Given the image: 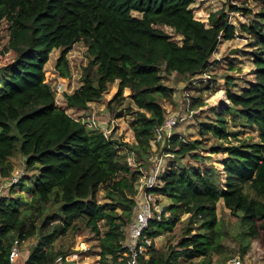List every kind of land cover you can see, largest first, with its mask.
<instances>
[{"label":"trees","instance_id":"obj_1","mask_svg":"<svg viewBox=\"0 0 264 264\" xmlns=\"http://www.w3.org/2000/svg\"><path fill=\"white\" fill-rule=\"evenodd\" d=\"M194 1L0 0V186L11 182L17 158L26 175L41 169L27 186L29 201L12 197L17 186H25L26 175L0 197V264H10L15 241L23 246L32 239L24 264H57L71 248L57 250L56 242L83 230L97 237L101 264H125L122 244L137 210L136 183L142 170L148 171L154 131L167 116L161 100L172 99L175 92L164 83L162 71L184 81L201 76L212 67L220 43L235 38L225 8L210 12L205 23L195 18ZM228 1L235 2L232 13L250 16L242 30L253 39L254 78L248 88L233 93L235 78L224 75L230 105L219 113L213 109L215 118L201 124L203 135L220 142L214 152L229 156L226 185L216 169L203 173L182 163L185 158L206 161L198 152L202 141L186 143L173 136L165 149L170 161L155 190L171 204L145 233L153 241L165 236L166 243L153 247L143 264H214L216 257L217 264H226L232 237L241 259L264 261V0ZM79 42L87 47L88 63L81 87L64 93L68 108L86 109L119 82L107 105L117 110V118L125 111L131 115L133 143L89 128L57 104L45 67L53 51L61 50L56 71L70 77L67 56ZM220 89L223 96L224 84ZM126 102L129 107L123 109ZM202 106V97L192 98V109ZM229 123L237 130H230ZM246 129L257 133L256 140L239 138ZM100 193L107 202L100 203ZM220 201L236 219L229 228L218 216ZM180 224L182 233L174 242Z\"/></svg>","mask_w":264,"mask_h":264},{"label":"rangeland","instance_id":"obj_2","mask_svg":"<svg viewBox=\"0 0 264 264\" xmlns=\"http://www.w3.org/2000/svg\"><path fill=\"white\" fill-rule=\"evenodd\" d=\"M233 3H229L228 0H195L194 4L191 6V9L194 11L195 18L201 22H208V16L210 12H215L219 9L225 8L227 12L233 17L231 18V23L236 27L235 38L232 41L221 42L218 49L216 50L213 56V64L207 74H203L201 76H196L194 78H190L187 81L178 77L175 73L168 75L162 71L164 83L174 89V94L172 99L170 100H161V104L164 109L167 110L168 116L179 115L184 109L185 104L189 101L192 103L193 97H202L204 106L200 107L197 117L195 119H191L186 123L180 124L176 130L175 135L183 138L186 143L194 140H200L203 142L202 147L198 150L200 155H202L206 161H194L191 158H185L182 163L185 165H191L194 167H198L201 169L203 173L211 169H216L220 175L221 185L225 187L226 185V175L224 171V164L228 160L229 156L227 153L222 151L214 152L216 149L220 147V142L215 139L212 134L203 135L201 133L202 123H207L211 119L215 118V112L213 109L217 110V112H221L224 107L229 106L226 104L228 101L226 96L227 84L226 81L222 78L224 75H230L235 78V84L231 88L233 93H240L245 88H248L253 82V59L250 57V53L253 49V39L249 34L245 33L242 30L243 23H248L250 16L246 15L243 12L233 14L230 9V6ZM242 7V6H241ZM255 10V8H254ZM172 36H175L172 30L169 31ZM181 38L175 37L176 41H179ZM61 50H54L50 55V59L48 64L45 67V71L50 78L51 81L55 84V90L57 91V104L66 110V112L74 119L79 121H93L96 122V126L93 129H102L99 128V125L103 127L102 131L106 133L108 136L112 135L114 139H119L122 142H130L133 143L134 132L131 128V115H128V112L125 111L123 116L120 118L116 117L117 110L115 112L112 111L111 108H108V102L111 101L114 95L118 91V84L116 82L112 85H109L107 92L104 94V98L101 101L93 102L88 105L86 109H70L67 106L66 100L64 98V93L72 94L75 90L81 87L82 74L84 67L87 66V47L83 42H79L75 44L70 52L68 53V61L71 69V76L68 78H62L59 76L56 71L57 60L60 57ZM234 62L235 70H230V63ZM224 84V101L220 104L222 96L219 95L221 89L220 86ZM62 85V88L59 90L58 86ZM129 107V102H126L122 108L126 109ZM190 109L191 106H190ZM194 110V109H192ZM195 111V110H194ZM229 121V117H228ZM230 130H237L236 128L231 126L229 123ZM257 133L253 130L246 129L239 136L240 139H253L256 140ZM18 146V145H17ZM169 158H166V162ZM129 162L135 168L134 160L129 158ZM14 164V173L13 177L22 175H26V170L23 166V160L17 158L13 160ZM166 164V163H165ZM152 165L148 168V171L152 169ZM39 169L35 170L32 173H27L26 175L27 181L25 179L22 181L25 183V186H17L12 192V197L14 199L21 197L25 201H29L32 197L31 190L28 188V185H33L35 178L38 176ZM145 173V170H142ZM147 171V172H148ZM33 178V179H32ZM31 179V180H30ZM9 183V182H8ZM6 184V183H4ZM2 184V185H4ZM1 185V186H2ZM0 186V187H1ZM9 195V193H6ZM165 197H161V207H166L171 204V201L168 199H164ZM98 200L100 203L107 202V198L104 193H100L98 195ZM169 201V202H168ZM169 203V204H167ZM120 212V211H119ZM218 216L223 219L227 228L235 225L236 219L230 215V211L224 207L223 201H220L217 206ZM186 216L183 217L185 219ZM101 228L105 231L104 223H101ZM183 225L180 224L177 226L175 230V240L176 242L179 236L182 233ZM80 239V240H79ZM166 238L165 236H161L160 239L155 243L156 248H162L165 245ZM81 243H85L86 251L79 252V245ZM35 244V240H29L23 244L21 249V259L16 264H24L26 258L31 253L30 246ZM228 246L231 249V254L228 255L229 259L226 261V264H229L231 260L240 256L237 254L238 252V244L237 239L232 237L227 241ZM71 246V247H70ZM71 248V253L74 251L79 253L78 259L75 260L76 264H101V257L99 256V242L95 235L90 234L89 231H82L78 235H76L75 231H71L67 236L61 238L55 244V249L60 251H67ZM234 251H236L234 253ZM70 253V254H71ZM69 254V255H70ZM253 257H248L244 259L247 261V264H264V261L259 263L253 262ZM219 258H215V263L219 262ZM223 260L224 258H220ZM218 262L216 263V261Z\"/></svg>","mask_w":264,"mask_h":264},{"label":"built area","instance_id":"obj_3","mask_svg":"<svg viewBox=\"0 0 264 264\" xmlns=\"http://www.w3.org/2000/svg\"><path fill=\"white\" fill-rule=\"evenodd\" d=\"M232 17L233 15H231L229 19L230 24H232ZM204 74H207V72ZM61 88L62 85H59L58 89L60 90ZM190 106L191 104L188 101L185 104V109L179 115H167L163 125L156 128L154 131V139L152 141V151L154 156L150 164V166L152 165L153 167L150 172L148 171L147 173H144L143 177L136 183V188L139 192L137 197V210L128 228L126 239L122 244L125 264H143V261L149 258L150 252L152 251L153 247H155L157 240L161 238V236H159L153 241L152 239L146 237L145 233L148 231L149 224L153 219L160 221L163 217L165 207H161L160 203V198L163 196L157 194L155 190L158 188L160 176L167 169L168 164L166 162L167 157L165 155V149H167L170 140L173 138V136H175L176 128L180 124L186 123L189 120H193L197 117L199 109L194 111L190 109ZM81 122L84 121L81 120ZM84 123H86L89 128H95L96 126V122L93 121H87ZM99 128L103 129L101 125H99ZM102 129L97 130H100L104 133ZM104 134L107 135L106 133ZM129 164L132 165L130 162ZM20 178L21 177L19 176L13 177L9 184L2 185L0 187V197L4 195L9 187L17 184ZM167 216L168 214H166V217ZM85 246V243H81L79 245L80 249L78 251L85 252L87 250ZM21 249L22 246L20 243L15 241L9 256L10 264H15L20 258ZM78 256L79 253L74 251L65 258L59 257L56 260V263L60 264L62 261L75 262V260L78 259ZM229 264H247V261L236 257L235 259L231 260Z\"/></svg>","mask_w":264,"mask_h":264},{"label":"bare ground","instance_id":"obj_4","mask_svg":"<svg viewBox=\"0 0 264 264\" xmlns=\"http://www.w3.org/2000/svg\"><path fill=\"white\" fill-rule=\"evenodd\" d=\"M223 96H224V95H223ZM223 96H222V98H221V100L219 101L218 104H220V103H222V102H225L224 99H223V98H224Z\"/></svg>","mask_w":264,"mask_h":264},{"label":"crops","instance_id":"obj_5","mask_svg":"<svg viewBox=\"0 0 264 264\" xmlns=\"http://www.w3.org/2000/svg\"><path fill=\"white\" fill-rule=\"evenodd\" d=\"M164 199H167V198H164ZM167 200H168V199H167ZM168 202H169V201H168ZM167 204H169V203H167ZM169 205H170V204H169ZM169 205H168V206H169ZM166 207H167V206H166ZM19 260H20V259H19ZM19 260H17L16 263H17ZM16 263H15V264H16Z\"/></svg>","mask_w":264,"mask_h":264},{"label":"water","instance_id":"obj_6","mask_svg":"<svg viewBox=\"0 0 264 264\" xmlns=\"http://www.w3.org/2000/svg\"><path fill=\"white\" fill-rule=\"evenodd\" d=\"M226 104H229V101H226Z\"/></svg>","mask_w":264,"mask_h":264}]
</instances>
